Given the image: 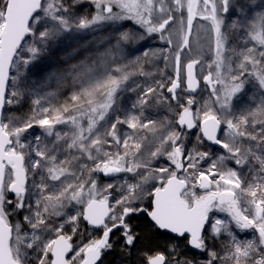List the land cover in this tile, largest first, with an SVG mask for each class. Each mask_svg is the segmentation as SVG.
I'll return each mask as SVG.
<instances>
[{
	"label": "snow or ice",
	"instance_id": "snow-or-ice-1",
	"mask_svg": "<svg viewBox=\"0 0 264 264\" xmlns=\"http://www.w3.org/2000/svg\"><path fill=\"white\" fill-rule=\"evenodd\" d=\"M138 217L166 242L138 247ZM114 247L264 264V0H0V264Z\"/></svg>",
	"mask_w": 264,
	"mask_h": 264
},
{
	"label": "trees",
	"instance_id": "trees-1",
	"mask_svg": "<svg viewBox=\"0 0 264 264\" xmlns=\"http://www.w3.org/2000/svg\"><path fill=\"white\" fill-rule=\"evenodd\" d=\"M97 35V34H94ZM78 37L76 40H64L63 43H58L57 50L59 49L60 56L62 57L65 54V50H71V47L75 46ZM84 40H90L91 38L84 37ZM51 55V53H50ZM57 62L62 63V60L56 59ZM71 83L65 86L64 90V99H66L67 95L70 93L71 90ZM46 90V89H45ZM30 102H26L22 111L27 112L28 106ZM133 223L137 226L140 231L141 235V242L138 247L143 246H159L163 245L166 242L165 237H159L156 234L152 233L150 229L146 226V219L144 217H138L133 220ZM182 251L186 253L189 258H192L196 250L189 249V248H182ZM105 264H131L130 259L125 255L124 250L120 247H114V249L106 256Z\"/></svg>",
	"mask_w": 264,
	"mask_h": 264
},
{
	"label": "rangeland",
	"instance_id": "rangeland-1",
	"mask_svg": "<svg viewBox=\"0 0 264 264\" xmlns=\"http://www.w3.org/2000/svg\"><path fill=\"white\" fill-rule=\"evenodd\" d=\"M97 35H100L101 33H96ZM88 38H91L92 39V36L89 35V36H86ZM78 38V36L74 39H71V40H76ZM90 39V40H91ZM147 47H157V46H160V42L158 40H148L146 42H143ZM57 45L58 43L52 48V51H51V56L56 60H60L61 59V56H60V53H59V49L57 50ZM139 45H131L130 46V49L131 50H136V49H139ZM103 46H101V50H102ZM135 55H139V51H135L134 53ZM130 58H134V57H130ZM137 79L139 80L140 83H145V79L143 77H137ZM65 87L61 88L59 90V94H58V101H63L64 100V89ZM50 90H56V84L54 81L50 82L48 87L46 88V91H50ZM134 99H135V93H125L121 99V104L123 106H129L131 105L133 102H134ZM242 237L247 235V236H250L251 233H248V234H244V233H241L240 234ZM196 256H199L198 253H195ZM202 258V257H200Z\"/></svg>",
	"mask_w": 264,
	"mask_h": 264
}]
</instances>
